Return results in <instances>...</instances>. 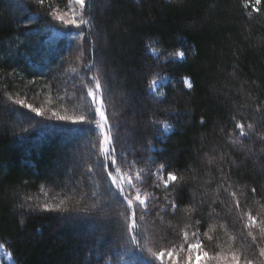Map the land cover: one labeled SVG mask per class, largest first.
<instances>
[{
	"label": "trees",
	"instance_id": "obj_1",
	"mask_svg": "<svg viewBox=\"0 0 264 264\" xmlns=\"http://www.w3.org/2000/svg\"><path fill=\"white\" fill-rule=\"evenodd\" d=\"M93 76L121 172L136 173L125 190L150 196L135 231L97 165L99 130L54 115L88 116ZM167 171L180 179L165 190ZM262 228L264 0H0V245L12 264H162L160 251L180 258L193 233L209 258L264 264Z\"/></svg>",
	"mask_w": 264,
	"mask_h": 264
},
{
	"label": "snow or ice",
	"instance_id": "obj_2",
	"mask_svg": "<svg viewBox=\"0 0 264 264\" xmlns=\"http://www.w3.org/2000/svg\"><path fill=\"white\" fill-rule=\"evenodd\" d=\"M35 3L39 6H44L45 0H35ZM75 3L79 4L81 8L85 7V0H75ZM256 3L259 4L260 0H256ZM47 15L51 16L56 21L62 22L64 25L79 26L77 24L76 19L66 18L65 15L59 13L58 9H53L50 13H47ZM82 23L87 24L88 21H82ZM179 55L183 57L184 53L181 52L179 53ZM91 81H94L95 83H94V87L88 88L86 92V95L91 98V103L86 105L87 111L89 113L88 116H84V115H80L76 117L67 116V115L61 116L58 113H54V115L56 116V119L59 121L71 122L72 125H92L99 130L101 137L99 141L100 158L97 160V165L102 170H104L106 177L109 178L110 186H114L121 199L124 202H126L128 206V210H131L132 222L129 225V227L132 231H135L137 210L141 208L143 210H147V201L150 199V196L145 195L142 197L139 191H136L135 195L133 196L131 191L125 190V184H127L129 190H134L135 186L133 184V178L131 176L124 177L121 175V171H122L121 166L125 162L126 157L123 152L118 150L115 143L117 137L113 135L112 132L113 127H118V126H114L109 122V116L107 114L106 96L100 80L96 76H93L91 77ZM184 82L187 84L189 88L192 87V83L189 79L186 78ZM154 83L158 84V82H154ZM16 103L30 109L31 112L35 113L37 116L44 115L42 109L35 108L30 104H25L23 100H17ZM203 123L204 120L203 118H201V124ZM234 127L236 129H239V135L241 137H243L244 139L250 138L248 134L245 132V125L243 123L235 121ZM248 127L251 128L252 125L249 124ZM64 130L69 131V128H65ZM234 143H236V141H234ZM165 170H166V166L164 164H161L157 169V172L163 173L165 172ZM91 171L92 169L90 168L89 172ZM113 173H115V175ZM161 179L164 189L167 190L172 184H177L180 178L178 177L176 171H167L166 179L163 178V176H161ZM156 186L159 187V184H157ZM251 192L255 193L256 188H252ZM231 195L232 197H236L235 192L231 193ZM28 199H31V197H29ZM234 205L235 207L240 208L241 202L238 199H235ZM170 207L174 212L177 209L178 205L175 202H172L170 204ZM43 210L56 211L59 210V206H57L56 209H53L50 205L45 204L43 205ZM247 215H248V226L255 225L257 222V217L253 216L251 213H248ZM261 231H264V228H262ZM183 235L185 239H189V234L187 232H184ZM196 238H197V234L193 233L191 239H196ZM187 250H188V255L186 259L183 260V264H208V259H209L208 253L203 252L202 242L200 240H197L196 243L188 244ZM193 252L196 253L195 257L193 256ZM201 253L203 256V260L201 258ZM165 255H167L170 259H172L173 264H182L181 259L179 257H176L173 252L167 250H162L159 253V257L161 259L162 264ZM260 255L264 256V249H261ZM214 259L216 260V264H221V262H223V264H253L251 259L242 261L241 257L236 253H233L230 258L218 255L214 257Z\"/></svg>",
	"mask_w": 264,
	"mask_h": 264
},
{
	"label": "rangeland",
	"instance_id": "obj_3",
	"mask_svg": "<svg viewBox=\"0 0 264 264\" xmlns=\"http://www.w3.org/2000/svg\"><path fill=\"white\" fill-rule=\"evenodd\" d=\"M154 82H158V84L154 83ZM154 82H152V86H151L152 88L151 89H152L153 92H157L160 89V87L162 86V84L164 83V81H162V82L161 81H154ZM121 175L124 176V177H128L130 175H132L133 177H136V173H134V172H132L131 174L124 173V172L122 173L121 172ZM134 190H135V188H134ZM134 195H135V193H134ZM141 196L143 197L142 194H141ZM191 241H192V243H196L197 242V240H195V239H192ZM187 255H188V250L187 249H185V253L180 254V259H181L182 264H183V260L186 259ZM195 255H196V253L193 252V256L194 257H195ZM223 256L230 258V256H228V255H223ZM201 258L203 260L202 253H201ZM168 260L170 261V263H173L172 259H170L167 255H165L163 261L167 262ZM208 262L210 264H216V260L214 259V257L213 258L210 257L208 259ZM0 264H12V260H11L10 256L8 255L7 251L4 249V247L2 245H0ZM221 264H223V262H221Z\"/></svg>",
	"mask_w": 264,
	"mask_h": 264
}]
</instances>
